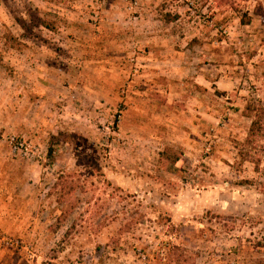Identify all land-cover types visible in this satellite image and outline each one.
<instances>
[{
	"label": "rangeland",
	"instance_id": "1",
	"mask_svg": "<svg viewBox=\"0 0 264 264\" xmlns=\"http://www.w3.org/2000/svg\"><path fill=\"white\" fill-rule=\"evenodd\" d=\"M247 105L264 0H0V264H264Z\"/></svg>",
	"mask_w": 264,
	"mask_h": 264
},
{
	"label": "trees",
	"instance_id": "2",
	"mask_svg": "<svg viewBox=\"0 0 264 264\" xmlns=\"http://www.w3.org/2000/svg\"><path fill=\"white\" fill-rule=\"evenodd\" d=\"M170 21H172V20H170ZM20 23H21V27L24 30H27L25 28V24H23L22 22H20ZM243 23H247V20H243ZM38 26L43 27V28L48 29V30L50 29V25L46 21H40ZM242 113L245 117L252 119L251 124H250L249 129H248L246 141H245V146H249L252 143H254L255 137H257L263 131L262 124H263V119H264V111L262 108H256L252 105H247L246 108L244 109V112H242ZM169 151H170V153L172 152L171 150H169ZM239 154H240L239 155L240 160L242 162L248 161L247 156L242 155L241 152H239ZM166 159L168 160L169 163L175 164L178 161L179 157L177 154L171 153V156H169ZM58 203L61 204L60 200ZM63 212H64V209L62 210V213Z\"/></svg>",
	"mask_w": 264,
	"mask_h": 264
},
{
	"label": "crops",
	"instance_id": "3",
	"mask_svg": "<svg viewBox=\"0 0 264 264\" xmlns=\"http://www.w3.org/2000/svg\"><path fill=\"white\" fill-rule=\"evenodd\" d=\"M202 67H204V66H202ZM198 68V67H197ZM207 76V75H206ZM203 82L204 83H208L209 81L207 80V78H203V81H202V78L201 77H197L196 78V83H199V85H204L203 84ZM218 90H219V88H217ZM221 91H224V90H221ZM193 111H195L196 112V109H194L193 108ZM212 111V110H211ZM196 113H198V112H196ZM210 113H208V108L207 107H205L204 109H203V116L201 117V118H198V119H196L197 121H198V124H199V126H201V127H207V124L208 123H210V122H212V118H211V116L213 115H211ZM168 120V123L167 124H170V123H172L173 124V122H172V120L171 119H167Z\"/></svg>",
	"mask_w": 264,
	"mask_h": 264
}]
</instances>
